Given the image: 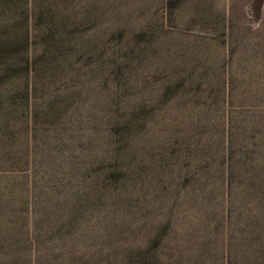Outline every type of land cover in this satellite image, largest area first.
<instances>
[{
  "label": "trees",
  "instance_id": "1",
  "mask_svg": "<svg viewBox=\"0 0 264 264\" xmlns=\"http://www.w3.org/2000/svg\"><path fill=\"white\" fill-rule=\"evenodd\" d=\"M58 10L0 30V165L35 262L264 264V94L221 120L168 59L148 76L144 29L107 45Z\"/></svg>",
  "mask_w": 264,
  "mask_h": 264
},
{
  "label": "rangeland",
  "instance_id": "2",
  "mask_svg": "<svg viewBox=\"0 0 264 264\" xmlns=\"http://www.w3.org/2000/svg\"><path fill=\"white\" fill-rule=\"evenodd\" d=\"M40 1L56 12L61 8L73 13L86 35L98 36L107 45L121 39L134 43V35L144 29L141 46L152 44L145 56L148 76L163 78V61L168 59L175 74L196 88L193 103L205 104L221 120L242 99L264 94V13L255 11L253 0H0V30ZM229 91L232 98L226 95ZM2 105L0 99V136L8 110ZM13 109L9 111L18 113ZM12 112L9 119L19 136ZM21 174L0 165V264H37L29 211L12 184ZM42 264L76 263L45 258Z\"/></svg>",
  "mask_w": 264,
  "mask_h": 264
}]
</instances>
